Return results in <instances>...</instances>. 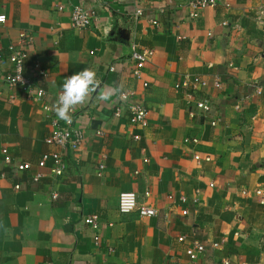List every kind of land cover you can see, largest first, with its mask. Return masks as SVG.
<instances>
[{
    "label": "crops",
    "instance_id": "0c3cea01",
    "mask_svg": "<svg viewBox=\"0 0 264 264\" xmlns=\"http://www.w3.org/2000/svg\"><path fill=\"white\" fill-rule=\"evenodd\" d=\"M135 2L0 0V264H192L176 242L181 235L219 244L199 264H264V0H223L195 21L185 0L145 2L133 21ZM74 6L94 12L89 28H71ZM23 32L32 39L26 75L44 89L49 113L4 83L7 48ZM134 47L154 52L139 81L131 76ZM35 62L47 78L31 70ZM83 68L99 81L76 108L85 140L54 177L36 163L50 151L44 140L59 120L52 105L64 79ZM194 77L205 82L196 95L176 88ZM112 87L136 94L149 113L146 129L131 127L124 110L114 117L124 108L118 95L97 98ZM201 100L206 114L196 108ZM193 138L197 145L184 143ZM194 153L211 161L197 165ZM4 154L29 171L7 168ZM123 192L157 215L118 214ZM92 215L97 232L85 224Z\"/></svg>",
    "mask_w": 264,
    "mask_h": 264
},
{
    "label": "built area",
    "instance_id": "2783aa9c",
    "mask_svg": "<svg viewBox=\"0 0 264 264\" xmlns=\"http://www.w3.org/2000/svg\"><path fill=\"white\" fill-rule=\"evenodd\" d=\"M159 0H136L137 7L134 10L133 21H138L143 17V8L142 5L147 2L149 4L154 3ZM167 5L172 4V0H162ZM223 0H185L187 13L189 19L192 21L198 20L201 17V14L208 9H213L217 5L222 4ZM62 8H59L58 11H61ZM160 11H164V7L160 8ZM94 20V12L92 10L84 9L82 6H74L70 14V23L71 28L74 30H85L90 27ZM5 23V16L0 15V24ZM153 26H157L158 23L153 21ZM223 26L228 24L224 22ZM31 37L26 33H20L19 43L17 45L8 46V53L6 56V62L10 65V71L4 77L5 85L13 90H18L21 93L22 99L32 103L40 104L43 112H50L51 108L47 103H44L45 91L42 88H39L33 84L32 78L26 75L25 64L28 61L29 49L31 46ZM154 55L152 49L148 48H137L134 47L130 53V58L133 62V68L131 71V76L134 80H141L142 71L147 63L150 62ZM0 63H4L2 56L0 54ZM31 70L37 74L38 77L45 79L48 77V74L45 70H42L39 67L37 62L33 63ZM112 71V69H110ZM147 83H143V87L146 88ZM205 86V82L201 79L194 77L192 79H186L180 84L176 85L178 89H188L187 94L189 96H194L197 94L200 88ZM259 93L260 90L258 89ZM59 95V94H58ZM58 97V96H57ZM15 95L12 94L10 99H14ZM118 104H122L124 108L116 107L114 111V117H119L123 112L128 114V122L131 127L138 128L140 130L146 129L148 126V117L149 113L144 107L141 101L136 99V94L130 90H124L118 94L117 97ZM196 108L206 114L210 111V106L208 100H201L196 103ZM75 114L76 109L71 113V121H59L54 118L51 121V130L49 135L45 138L44 143L50 148V151L40 155L36 165L38 168L45 169L49 168L51 174L54 177H62L66 169L65 157L68 151H76L78 147L84 142L85 134L75 125ZM215 122L211 123V126H214ZM98 134V133H97ZM134 141H138L140 136H132ZM184 143L188 144H198V140L186 139ZM193 161L199 165L201 162H210L211 159L208 156H201L199 153H194L192 156ZM3 164L10 168L13 172L25 173L29 171L28 163H17L14 165L12 159L9 155L4 154L2 159ZM144 163H147V159L143 160ZM103 170V166L99 165L97 174H100ZM40 176H32L31 181L38 182ZM212 186V185H211ZM148 196V193L145 194ZM241 195L246 197L248 192L243 190ZM256 196H262V191L258 190L255 192ZM57 195L53 194L52 199H56ZM260 203L263 204V199L260 200ZM117 212L120 215H127L130 213H137L139 218H153L157 215L156 211L150 206L139 204L136 194L132 192H123L118 195L117 200ZM85 224L90 227L92 230L97 232L99 230L97 216L92 215L85 218ZM178 244L185 245V255L192 264H199L200 257L208 256L210 251L218 248V243H212L208 246L202 244L196 239L187 240L185 235H181L176 238ZM221 264H228L223 262Z\"/></svg>",
    "mask_w": 264,
    "mask_h": 264
},
{
    "label": "clouds",
    "instance_id": "9594fccd",
    "mask_svg": "<svg viewBox=\"0 0 264 264\" xmlns=\"http://www.w3.org/2000/svg\"><path fill=\"white\" fill-rule=\"evenodd\" d=\"M99 81L96 72L89 68H83L64 79L61 92L52 105L53 111L59 120L71 121V113L77 106L87 102L88 98L96 92ZM119 88L112 87L103 91L97 97L99 100L108 101L113 95H118Z\"/></svg>",
    "mask_w": 264,
    "mask_h": 264
}]
</instances>
